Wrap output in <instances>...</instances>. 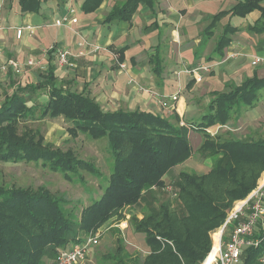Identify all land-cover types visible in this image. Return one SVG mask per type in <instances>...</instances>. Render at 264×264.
Returning a JSON list of instances; mask_svg holds the SVG:
<instances>
[{"label": "trees", "instance_id": "trees-1", "mask_svg": "<svg viewBox=\"0 0 264 264\" xmlns=\"http://www.w3.org/2000/svg\"><path fill=\"white\" fill-rule=\"evenodd\" d=\"M20 1L24 10L39 3ZM102 1L85 0L83 10H94ZM140 2L153 5V0H121L105 20H131ZM252 10H258L260 17L250 28L264 31L261 0H242L230 11L245 16ZM223 13L214 15L205 31L209 32ZM234 32L231 25L223 27L215 52H223ZM53 79L50 69L42 82L25 84L5 95L0 104V160L40 161L69 178L80 171L98 173L94 164L71 150L61 151L46 142L41 127L25 124L28 119L62 116L69 123L66 130L71 137L83 133L108 139L113 168L103 191L82 209L79 220L72 217V211H64V199L44 186H0V264H43L46 255L54 257L55 262L58 248L80 242L84 238L81 233L95 232L114 215L118 220L123 218L124 208L141 201V216L133 213L127 222L135 232L144 234L150 253L141 261L132 259L119 241L111 254L102 256L106 262L112 258L107 264H202L210 258L208 232L224 223L233 202L246 198L264 171V139H220L209 127L226 124L241 108L252 107L264 88V77L253 75L229 90L212 93L204 113L196 119H185L183 124L176 114L164 117L151 110H105L86 92L61 88ZM41 89H45L47 99L33 101V94ZM188 129L202 134L195 151L202 157H211L212 165L208 172L181 170L171 185L164 176L195 152ZM168 185L178 197L172 208L157 200L155 194L156 189L160 191ZM261 204L264 205V196ZM234 223L237 221L228 225ZM242 249L238 264H261L260 248Z\"/></svg>", "mask_w": 264, "mask_h": 264}, {"label": "crops", "instance_id": "crops-1", "mask_svg": "<svg viewBox=\"0 0 264 264\" xmlns=\"http://www.w3.org/2000/svg\"><path fill=\"white\" fill-rule=\"evenodd\" d=\"M84 1L38 0L37 6L24 10L20 0H0V63L11 59L23 69L16 73L8 67L0 73V104L19 87L42 82L51 69L55 84L86 92L105 110H151L164 117L176 114L184 121L198 118L212 93L229 90L253 75L264 77V61L252 63L253 56L264 59V31L250 28L259 11L245 16L230 11L242 0H153L152 6L140 2L131 20L110 22L105 16L121 0H103L87 12ZM219 11L224 13L205 31ZM68 15L76 22L55 24ZM227 25L235 32L220 54L214 45ZM20 26L31 28L17 36ZM59 50L67 51V63H58ZM31 59L33 64L25 66ZM207 63L213 64L210 70L192 71ZM171 94H177V99L165 97ZM46 99L45 89L32 97L33 101ZM252 110L243 111V120H263ZM223 126H210L209 131ZM187 134L195 151L202 134L192 129ZM192 156L173 167L177 173L183 167L210 169L206 159L194 163ZM165 176L166 181L170 175ZM123 224L128 227L127 220Z\"/></svg>", "mask_w": 264, "mask_h": 264}, {"label": "rangeland", "instance_id": "rangeland-1", "mask_svg": "<svg viewBox=\"0 0 264 264\" xmlns=\"http://www.w3.org/2000/svg\"><path fill=\"white\" fill-rule=\"evenodd\" d=\"M261 61H264V59L261 58ZM259 95L260 97L256 102L260 101L261 103L255 102L252 107L247 108H253L252 114L254 112H258V114H260L259 116L262 117L263 120H243V111L247 109L243 107L237 115L233 114L231 116V119L226 123V126L218 128L212 133L219 136L220 139L233 137L236 139L240 138L246 140L264 139V88L259 91ZM205 110H201L199 114L204 113ZM188 119L191 120V118ZM194 119H196V117H194ZM25 124L31 127H41L46 142L51 143L53 147L59 148L61 151L67 149L71 150L77 157L84 158L91 164H94L98 173H96V171H80V177L79 173L76 177L72 176L69 178L64 176L63 173L59 171L43 166L40 161L3 162L0 160V186L6 188L11 186H29L32 189L44 186L56 197L64 199L65 203H61L64 211H72V217L79 220L82 215V209L89 205L95 197H98V195L101 194L104 186L107 184L108 175L112 171L113 162L109 151L108 139L106 137H88L83 133H78V136L71 137L66 130L69 123L63 117H48L43 120L28 119ZM191 159L194 163L206 159L208 163H211L210 166L212 165L211 157H202L199 152H195ZM181 170L201 172L198 170L193 171L189 167H183ZM176 171V168H172L168 171L170 176L167 178L166 183H170L171 185L173 184L174 175L177 174ZM208 171L209 170L205 172ZM262 183H264V171L260 174L257 187ZM174 191V188H171V191L166 188L161 189L160 191L156 189L155 194L157 196V200L169 204L172 208L176 206V199L178 198L177 195H173ZM241 201H243V199L233 202L231 205L232 207L228 210V213L236 208ZM140 203L143 204V201ZM140 203L139 205L136 203L137 205L135 204L133 207L124 208L123 218L118 220L116 215H114L108 222L99 226L97 228L99 229L98 243L91 249V252L89 253L90 255L79 264L110 263L112 258L106 262L103 260L102 256L105 253L111 254L119 241L123 244L124 252L132 259L139 258L141 261L142 256L148 255L150 252L145 243L144 234L142 232H135L129 226L128 222L127 228H125L126 224H123L124 221L128 219V216L130 217L133 213L139 215L141 210ZM109 222L115 225L110 227V229L106 228L103 230ZM218 228L219 227L208 232V236L211 239V248L214 243L213 234L217 232ZM81 236L85 237L86 233H81ZM215 236L217 237L216 233ZM53 262L54 257L52 258L46 255L43 264H53Z\"/></svg>", "mask_w": 264, "mask_h": 264}, {"label": "built area", "instance_id": "built-area-1", "mask_svg": "<svg viewBox=\"0 0 264 264\" xmlns=\"http://www.w3.org/2000/svg\"><path fill=\"white\" fill-rule=\"evenodd\" d=\"M55 24H69L76 22V18L69 16H63L54 21ZM31 26L27 27H16V35L20 36L24 29H30ZM58 63H67V51H58ZM252 63L256 64L261 61L258 57L253 56ZM33 64V60H28L25 66H30ZM213 64H200L192 71H207ZM123 67L124 64L120 63ZM8 67H13L14 71L22 72V67L16 64L15 61L9 59L5 62L0 63V73L7 70ZM191 71V72H192ZM189 73V70L186 69ZM165 97L170 98L174 101L177 99V94L165 95ZM184 122L181 121V124ZM166 189L171 191L170 186ZM264 194V183L260 186H256L255 189L238 204L227 217L224 223L218 228V239L217 245L214 248V256L211 264H238L240 261V256L242 254V248L244 246H253L260 248V253L258 255V262L264 264V205L261 204V197ZM174 196L177 194L174 192ZM249 210V211H247ZM232 221H237L232 226L228 224ZM111 222L103 229L112 226ZM117 225V224H116ZM99 229L96 232H89L80 242L70 243L67 247L58 248L56 251V257L54 264H79L82 263L84 259L89 256L91 249L96 246L99 241ZM102 230V232H103ZM214 246V243H213ZM213 246L211 248V253L213 251ZM208 253V254H209Z\"/></svg>", "mask_w": 264, "mask_h": 264}, {"label": "bare ground", "instance_id": "bare-ground-1", "mask_svg": "<svg viewBox=\"0 0 264 264\" xmlns=\"http://www.w3.org/2000/svg\"><path fill=\"white\" fill-rule=\"evenodd\" d=\"M216 235H217V237H216V240H215V242H214V246H213V251H212V254H211V256H210V258H208L205 262H203L202 264H211V262L213 261V256H214V248H215V246L217 245V239H218V233L216 232Z\"/></svg>", "mask_w": 264, "mask_h": 264}]
</instances>
